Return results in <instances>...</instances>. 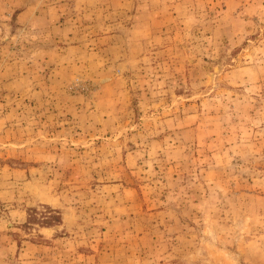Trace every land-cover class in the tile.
<instances>
[{
    "label": "rangeland",
    "instance_id": "374dc122",
    "mask_svg": "<svg viewBox=\"0 0 264 264\" xmlns=\"http://www.w3.org/2000/svg\"><path fill=\"white\" fill-rule=\"evenodd\" d=\"M30 1L0 0V264H264V0Z\"/></svg>",
    "mask_w": 264,
    "mask_h": 264
},
{
    "label": "crops",
    "instance_id": "0c3cea01",
    "mask_svg": "<svg viewBox=\"0 0 264 264\" xmlns=\"http://www.w3.org/2000/svg\"><path fill=\"white\" fill-rule=\"evenodd\" d=\"M57 2L50 0H31L20 8L16 13L17 22L24 25H30L33 22H38V25L52 24L56 18ZM40 22V23H39ZM44 22L45 24L41 23ZM111 48L110 44H107ZM106 45H101L100 50L105 51Z\"/></svg>",
    "mask_w": 264,
    "mask_h": 264
},
{
    "label": "trees",
    "instance_id": "16d2710c",
    "mask_svg": "<svg viewBox=\"0 0 264 264\" xmlns=\"http://www.w3.org/2000/svg\"><path fill=\"white\" fill-rule=\"evenodd\" d=\"M55 217H58V216H55Z\"/></svg>",
    "mask_w": 264,
    "mask_h": 264
}]
</instances>
